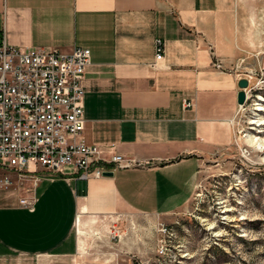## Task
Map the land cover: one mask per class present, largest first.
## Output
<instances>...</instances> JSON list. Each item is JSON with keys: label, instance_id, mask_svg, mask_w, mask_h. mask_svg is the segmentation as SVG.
I'll use <instances>...</instances> for the list:
<instances>
[{"label": "crops", "instance_id": "1", "mask_svg": "<svg viewBox=\"0 0 264 264\" xmlns=\"http://www.w3.org/2000/svg\"><path fill=\"white\" fill-rule=\"evenodd\" d=\"M253 23L239 0H0L9 46L91 49L81 137L108 160L149 162L87 180L40 167L36 191L0 192V259L73 257L86 226L183 210L202 162L233 142L235 67L257 41ZM157 39L165 57L154 65Z\"/></svg>", "mask_w": 264, "mask_h": 264}, {"label": "rangeland", "instance_id": "2", "mask_svg": "<svg viewBox=\"0 0 264 264\" xmlns=\"http://www.w3.org/2000/svg\"><path fill=\"white\" fill-rule=\"evenodd\" d=\"M239 2L255 22L251 31H259L235 67L248 80L246 100L233 120L232 144L202 162L183 210L86 226L85 251L73 257L18 256L0 264H264V0ZM2 172L6 192L13 186L1 179L14 173Z\"/></svg>", "mask_w": 264, "mask_h": 264}, {"label": "built area", "instance_id": "3", "mask_svg": "<svg viewBox=\"0 0 264 264\" xmlns=\"http://www.w3.org/2000/svg\"><path fill=\"white\" fill-rule=\"evenodd\" d=\"M156 62L165 57V43L156 40ZM91 49L75 46L71 52L59 49L9 46L0 34V170L11 171L1 179L6 186L31 183V192L40 182L37 168L87 180L111 170L149 165L114 154L101 156L97 145L81 137L86 126L84 80L91 64ZM217 66H221L217 64ZM192 99L184 108L192 109ZM35 198L22 197L31 208ZM163 231L168 227L160 223ZM116 237L117 234L114 233Z\"/></svg>", "mask_w": 264, "mask_h": 264}, {"label": "water", "instance_id": "4", "mask_svg": "<svg viewBox=\"0 0 264 264\" xmlns=\"http://www.w3.org/2000/svg\"><path fill=\"white\" fill-rule=\"evenodd\" d=\"M239 86H240L241 90L239 91V94H238V102H239V104H243V103H245V100H246L245 89L248 86V80L245 78H242L239 81ZM113 174H114V172H112V171H105L104 172V176H113Z\"/></svg>", "mask_w": 264, "mask_h": 264}, {"label": "bare ground", "instance_id": "5", "mask_svg": "<svg viewBox=\"0 0 264 264\" xmlns=\"http://www.w3.org/2000/svg\"><path fill=\"white\" fill-rule=\"evenodd\" d=\"M259 139H256L255 137H251L250 138V143H252V145H255L256 143H258Z\"/></svg>", "mask_w": 264, "mask_h": 264}]
</instances>
